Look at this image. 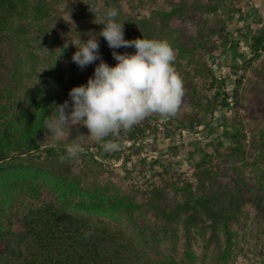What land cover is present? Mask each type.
I'll return each mask as SVG.
<instances>
[{
	"label": "rangeland",
	"instance_id": "obj_1",
	"mask_svg": "<svg viewBox=\"0 0 264 264\" xmlns=\"http://www.w3.org/2000/svg\"><path fill=\"white\" fill-rule=\"evenodd\" d=\"M178 1L45 0L50 12L42 23L28 19L26 24L14 19L15 27L26 25L23 35L8 31L3 34L4 82L10 81L13 68L18 67L23 71L21 92L32 88L39 77L31 72V67L42 73L49 70L53 51L76 69L73 72L68 69L63 76L48 71L46 88L61 90L65 100L71 102L69 91L86 84L100 62L97 60L81 69L72 61L77 48L71 40H77L79 35L81 40H87L88 33L97 34L102 59L114 66L113 50L98 35L103 25L94 22L87 3L102 9L117 8L125 39L168 40L175 51L174 66L185 90L176 115L147 117L139 124L152 126L143 140L140 136L135 142L127 132H121L114 138L121 145L120 150L105 157L97 154L94 145L100 144L87 136L89 130L83 124L70 126L69 135L60 141L47 138L50 132L46 129L40 140L41 149L33 153L38 154L36 160L43 167L79 177L86 190L128 195L142 205L134 213L139 226L169 225L170 233L179 234V243L175 250L169 238L155 243L156 248L151 252L155 259L173 254L181 264H187L183 263L184 252L193 250L202 264H214L223 248L230 247L234 256L229 264H251L261 259L264 252V189L258 178L264 165L253 169L251 164L254 160L259 163L264 160V58L251 57L254 36L264 33V0H219L225 6L215 13L204 14L195 10L196 0H185L189 13L186 20L166 18L163 12ZM32 4L35 5L34 0ZM237 40L239 44L235 46ZM116 51L131 54L136 49L121 47ZM29 52L35 53V58L29 57ZM238 78L242 81L239 88ZM236 88L240 95L235 103ZM217 89L230 94L229 108L220 111L216 105H209ZM190 124L195 127L191 128ZM165 126L173 130L174 138L169 145L161 146L154 139L169 138L171 132ZM224 126L239 129L245 146L244 159L234 154L231 142L223 135ZM182 129L191 132L183 135ZM151 130L155 135H149ZM74 142H80L84 148L92 146V152L85 150L78 158H69L66 147ZM48 147H59L61 152L56 158L48 157ZM204 154H210V158L201 164ZM196 204L198 209H194ZM134 222L125 219L121 228L137 238L140 234ZM201 226L204 233L200 232ZM206 250L207 259L202 258Z\"/></svg>",
	"mask_w": 264,
	"mask_h": 264
},
{
	"label": "trees",
	"instance_id": "obj_2",
	"mask_svg": "<svg viewBox=\"0 0 264 264\" xmlns=\"http://www.w3.org/2000/svg\"><path fill=\"white\" fill-rule=\"evenodd\" d=\"M34 1L35 5L32 0H0V264H181L173 254L161 255L159 259L151 254L156 248L155 243L163 238H169L175 250L179 234L170 233L169 225L139 226L134 213L141 210V204L118 192L86 190L79 177L56 172L37 162L38 154L33 151H39L42 147L40 140L46 131L44 122L53 114V108L65 101L66 96L61 90L46 88V73L49 71V74L53 72L54 75L63 76L68 69L73 72L76 67L65 63L52 51L53 64L49 70L45 69L42 73L31 67V72L39 77L32 88L21 92L23 71L18 67L13 68L10 81L4 82L2 69L6 58L1 48L3 34L8 31L23 35L26 25L15 27L14 19L26 21L27 24L28 19L42 23L49 17L50 9L43 2L45 0ZM185 2H173L171 9L163 14L169 19L186 20L189 13L186 12ZM223 6L224 1L219 0L194 2L195 10L201 14L215 13ZM230 18L238 21L234 16ZM263 40L264 33L254 36L252 52L258 51ZM238 44L239 40L235 46ZM28 54L32 58L36 56L35 53ZM237 82L239 88L242 81L238 78ZM238 88L233 95L237 98L235 103L240 95ZM229 97L230 94L217 89L208 102L221 111L230 107ZM197 123L201 124L200 121ZM151 127L138 124L127 133L136 142L140 136L141 140L148 137V128ZM190 127L194 128L195 125L190 124ZM165 128L171 132L169 138L161 140L157 137L154 143L169 145L174 133L168 126ZM223 133L231 142L234 154L244 159L246 152L239 129L224 126ZM152 134L154 132L151 130L149 135ZM94 146L100 156L109 155L103 152L100 145ZM85 147V150L92 152V146ZM60 152L59 147H48L46 155L56 158ZM209 158L210 154H204L200 163L205 164ZM251 164L256 169L264 165V160L261 163L254 160ZM258 176L260 187L264 189L263 167ZM187 188L191 189V186ZM198 206L196 204L194 209H198ZM125 219L135 221L139 237H131L127 230L121 228ZM195 225L199 228L198 223ZM225 227H228V223ZM200 232H205L202 226ZM231 242L236 244L235 241ZM184 255L183 263L202 264L199 261L201 258L193 250H186ZM208 256L206 250L202 258L207 259ZM233 256V250L224 247L214 264H229ZM251 264H264V252H261V259L253 260Z\"/></svg>",
	"mask_w": 264,
	"mask_h": 264
},
{
	"label": "clouds",
	"instance_id": "obj_3",
	"mask_svg": "<svg viewBox=\"0 0 264 264\" xmlns=\"http://www.w3.org/2000/svg\"><path fill=\"white\" fill-rule=\"evenodd\" d=\"M94 14V22L102 24L98 33L113 50L114 66L102 59L97 34L88 33L87 40H71L77 50L72 61L81 69L95 63L94 73L86 84L74 86L69 100L56 105L43 127L47 138L56 141L69 135L70 126L83 124L89 137L100 144L103 152L119 151L121 145L114 138L129 132L152 114L171 117L181 108L185 90L182 77L176 71L175 51L163 38L125 39L123 21L115 7L99 8L87 3ZM67 47V46H66ZM134 47V53H120L116 49ZM85 152L80 142L66 147L69 158Z\"/></svg>",
	"mask_w": 264,
	"mask_h": 264
},
{
	"label": "built area",
	"instance_id": "obj_4",
	"mask_svg": "<svg viewBox=\"0 0 264 264\" xmlns=\"http://www.w3.org/2000/svg\"><path fill=\"white\" fill-rule=\"evenodd\" d=\"M251 57H257L258 59L264 58V40L261 42V45H260V48L258 49V51L256 53L255 52L251 53ZM219 79H221V78H219ZM181 132L183 135H185L191 131L189 129H182Z\"/></svg>",
	"mask_w": 264,
	"mask_h": 264
}]
</instances>
